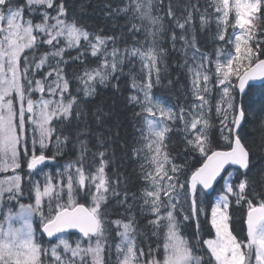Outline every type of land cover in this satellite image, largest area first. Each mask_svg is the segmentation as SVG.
<instances>
[{
	"label": "snow or ice",
	"instance_id": "snow-or-ice-1",
	"mask_svg": "<svg viewBox=\"0 0 264 264\" xmlns=\"http://www.w3.org/2000/svg\"><path fill=\"white\" fill-rule=\"evenodd\" d=\"M212 7L218 29L216 40L231 45L232 49L217 48L213 61L198 46L192 12H188L183 23L177 21L176 27L184 34L177 38L173 31L170 40L173 49L177 39L183 43L185 63L180 67L187 68L194 97L191 110L181 107L177 113L152 95L153 87L161 84L160 64L166 55L158 41L163 35V17L152 14L153 0H133V18L138 16L151 25L150 45L146 50L134 47L125 48L123 52L116 46L117 37L97 34L93 42V34L78 26L77 20L69 22L67 0H0V36H3L0 39V171L11 169L14 173L0 179V217L7 222V226L0 222V264H86L89 256L92 264H110V260L104 258L105 251L109 257L111 255V245L106 243L111 231L109 224L116 226L119 238L117 264H264V175L258 180L250 175L251 149L245 139L248 135L245 126L251 125L254 133H260L264 145V59L260 58L264 56V31H260L264 26L258 23L260 15L264 14V0H234L231 4L230 0H213L209 5ZM129 10L126 7L120 11ZM231 11L235 12V23L233 32L228 35L226 29L231 24ZM167 15L176 20L171 2ZM210 15L207 9L205 15H201L202 28L210 22ZM37 17L40 22L34 23ZM138 30L133 24L129 32ZM62 41L63 47L60 46ZM81 41L91 49L92 57L103 56L97 68L85 66L78 77L88 85L84 89L85 98L94 95L97 81L106 84L112 78L119 80L116 73L122 72L125 57L141 61L144 81L137 84L133 78L131 87L137 94L130 95L127 100L141 109L133 118H143L139 129L141 139L148 140L147 148L152 153L150 161L155 166L154 173L150 171L143 177L149 188L142 192L143 204L140 205L142 211H148L154 217L149 224L156 229L153 233L157 237L155 249L150 242L147 251L138 246L134 216L129 215L127 222L106 219L110 214V200H116V207L127 205L125 213H131L136 196L133 193L132 203H129L127 189L123 198L116 190L120 185L119 177L115 184L109 180L106 174L109 161L105 157L110 139L103 133L110 128L95 131L109 122L119 127L114 119L117 116L115 107L107 112L101 108L89 112V101L82 102L78 95L71 94L67 65L76 61L86 64L81 57L86 55L87 49L78 51L70 61L65 60L64 55L68 49L83 48ZM109 43L112 44L110 52ZM42 47L51 51L37 59L35 53ZM189 51L192 64L187 62ZM29 53L33 55L30 57ZM53 60L55 64L51 63ZM213 64L215 87L220 92L216 113L221 117V138L227 141L223 149L209 135L212 125L205 112ZM45 68L48 69L46 72L43 71ZM37 76L40 79H36ZM172 83L170 80L169 85ZM113 88L120 91L118 83ZM237 90L241 96L240 105L236 104ZM37 92L41 93V98L33 100L32 96ZM45 94L59 95L60 99H44ZM244 97H249L247 104ZM229 112L232 113L230 121ZM177 120L183 125L180 131L185 139L183 164L174 163L176 157L164 150L167 134L172 130L169 124ZM57 122L60 126L54 127ZM93 138L103 151L92 152L90 163L95 165L99 157V166L89 174L85 161ZM53 139L55 152L48 156ZM76 150L78 158L70 161L55 177L45 173L43 185L39 180L33 181L32 177L41 172L43 166ZM141 151L133 149L135 154ZM25 163L30 199L34 193V203L27 205L19 204L24 194V178L20 173L24 172ZM214 193H218L215 202L208 199ZM77 196L91 197L90 205L85 207L79 203ZM231 197L235 198L236 205H247L246 241L234 235L230 228ZM206 200L211 204L208 222L214 236L203 239L199 215L205 213L207 218ZM255 200L259 203H254ZM12 202L19 204L18 212H12L11 208L5 210L4 205ZM37 217L39 236L33 227ZM193 220L196 222V247L207 249V259L196 256L190 241L181 235L182 224ZM13 221L20 227H15ZM162 228L164 256L160 260L157 256ZM69 230H78L80 234L75 247L65 238ZM85 240L88 242L86 248L81 246ZM68 253H71L70 257Z\"/></svg>",
	"mask_w": 264,
	"mask_h": 264
},
{
	"label": "trees",
	"instance_id": "trees-1",
	"mask_svg": "<svg viewBox=\"0 0 264 264\" xmlns=\"http://www.w3.org/2000/svg\"><path fill=\"white\" fill-rule=\"evenodd\" d=\"M69 5L68 11V21L71 22L73 19L78 21V26H82L88 32L92 33V39L95 40V35H100L102 37H117V47L123 52L125 48H146L152 41V36L149 34V29L151 25L146 21H142L138 16L133 18V0H67ZM175 11L176 20H173L167 15L169 3ZM213 3V0H153L152 14L154 16L163 17L162 23L164 25L163 35L158 38L159 46L165 49L166 55L162 58L160 64L161 69V84L153 87L152 93L162 97L167 104L172 107L175 111H179L181 107L186 109H191L194 97L191 90V83L189 73L187 68H181L180 65L185 63V55L183 51V43L177 39L176 47L173 49L170 37L175 31L177 38L184 33L176 27L177 21L180 23L184 22L187 18L188 12H192V26L194 27L195 34L198 40V46L205 53H208L211 57L217 48L227 47L232 49L231 45H225L216 40L218 36V29L216 24L215 8H209V5ZM129 8L127 12L120 11L121 9ZM206 9L211 13L210 22L201 27L200 17L205 15ZM110 13V15H109ZM229 20L231 24L226 29V34L230 35L233 32L232 25L234 24V15L232 11L229 14ZM258 23L264 26V14L260 15ZM136 24L139 28L138 31L129 32L132 25ZM264 31V27L260 29ZM189 37H191V32H188ZM83 48L68 49L64 55L65 60H69L72 57L78 55V51H84L87 49L86 55L81 57V60L86 61L81 63V61L70 62L67 65V76L71 81L70 91L72 95H78L83 102L87 99L88 111L91 112L96 108H101L107 112L111 107H115L117 116L114 117L118 121L119 127H115L109 124L104 125L102 128H96L95 131L100 132L103 128H110V131H104V136L110 139L107 145L109 151L106 160L109 161L106 167V174L110 181L115 184L117 177H119L120 185L116 189L122 194L125 189L129 193V203H132V194L136 196L135 206L133 207L131 213H125V208L116 207V200H110L108 208L110 209V214L106 217L108 221H114L116 219H121L127 222L129 215L135 217L136 232L138 235V246L144 247L147 251V244L150 242L151 246L155 249L157 247V237L153 236L156 231L155 227L149 224L150 220H153L152 215L148 211H142L140 205L143 204V199L141 194L145 187L146 181L143 177L149 168L146 158V139H141L140 128L143 125V118L134 119V114L140 112L139 105L129 104L127 97L133 94H137V90L131 87L133 83V78L137 84L144 81V75L141 71V61L139 58H133L129 60L125 57V62L122 67V72L116 73L119 80L112 78L106 84L96 83L94 95L85 98L84 91L82 89L81 80L78 79L83 73L85 66L95 69L100 64V57H92L90 53V48L81 41ZM61 47L64 46L63 41L60 44ZM109 48L112 49V44H108ZM51 51L47 47H42L39 49L35 56L39 59L45 52ZM33 54L29 53L31 57ZM191 51L188 52V64H191ZM261 56L260 58H263ZM55 60L51 63L55 64ZM36 79H40L37 76ZM173 83L169 85V81ZM119 84L120 91L117 92L113 85ZM79 89V92L77 91ZM67 95V94H66ZM251 95V94H250ZM37 99V94H36ZM67 99H71V96H67ZM65 99V103H67ZM244 102L247 104L249 97H244ZM241 98L236 94V104L240 105ZM59 122L54 124V127H59ZM169 127L172 129L167 134V139L165 144L167 145L165 151L170 153L172 157H176L174 163L183 164L185 160V139L184 133L180 131L183 125L177 120L174 123H170ZM246 130L248 135L246 136V142L251 149L250 159H251V173L250 175L254 179H259L264 175V145L261 143L260 133H254L251 125H246ZM147 134V133H145ZM210 137L223 149L226 148L227 141L223 140L220 135V130L216 126L212 127L209 132ZM118 137V139H116ZM115 139V142H111ZM54 140V139H53ZM133 149H141L139 154H135ZM103 151V149L96 146L95 138L92 139L89 144V151L86 155V165L89 174L94 173L95 169L99 166V157L96 158L95 165L90 162L92 160V152ZM55 149L47 152L48 156H52ZM78 150L71 154L65 155L63 157H58L54 161L55 165L68 164L70 161L78 158ZM190 155V154H189ZM53 164H51L52 166ZM143 166V167H142ZM198 166V165H197ZM24 172L20 173L24 178L23 189L24 194L22 199L23 203H31L30 196V186L26 183L27 167L24 164ZM234 183H239L238 180H234ZM93 191L95 189L93 188ZM251 198V196L249 197ZM76 199L79 203L89 206L91 203V197L77 196ZM211 200V197L208 198ZM259 200H255L254 203H258ZM210 204L205 201L204 207L208 211ZM247 209V205H236L235 198H231L230 212L232 216L231 229L239 239H245V227H244V217ZM206 211V213H207ZM179 219H183L180 215ZM200 221V236L203 239H207L213 235L211 226L208 218L199 216ZM35 230L39 229V223L35 222ZM108 227L111 229L109 233V239L106 241L107 244L111 245V255L107 251L104 253V258L110 260V264H116L115 258V245L118 240L116 235L117 229L114 224H109ZM181 234L185 239H188L193 247L194 251L199 255L207 259L205 248L199 249L196 247V222L195 220L191 222H185L182 224L180 229ZM160 235V233H159ZM39 236V235H38ZM159 255L161 257V243L159 242Z\"/></svg>",
	"mask_w": 264,
	"mask_h": 264
},
{
	"label": "rangeland",
	"instance_id": "rangeland-1",
	"mask_svg": "<svg viewBox=\"0 0 264 264\" xmlns=\"http://www.w3.org/2000/svg\"><path fill=\"white\" fill-rule=\"evenodd\" d=\"M234 2V0H230V4L231 3H233ZM232 13H233V15H234V23H235V12L234 11H232ZM54 14V13H53ZM25 19H28V17L26 16L25 17ZM40 22V20H39V18L37 17L35 20H34V23H39ZM3 27H6V24L3 26ZM0 39H3V36H0ZM94 42V41H93ZM150 45V44H149ZM148 45V46H149ZM107 47H108V50H109V52L111 51V48H109V46L107 45ZM226 47V46H225ZM148 47H146V48H144V50H146ZM230 51H231V49H229ZM90 53H91V49H90ZM191 57V56H190ZM101 58V60L103 59V56H101L100 57ZM212 60L213 61H215V59H216V51L213 53V55H212ZM101 60H100V63H101ZM191 64H192V61H191ZM212 67V73H213V75H212V77H211V82H210V84H209V88L211 89V92H210V94H208L207 96H206V99L208 100V105L206 106V108H205V112H206V118L209 120V122H210V124L212 125V127H214V126H216L217 125V127L220 129V119H221V117H218L217 116V113H216V104H217V102H218V100L220 99V92H219V90L218 89H216V87H215V76H214V72H215V66H214V64L211 66ZM97 68V67H96ZM48 69L47 68H45L43 71L44 72H46ZM53 79H55V77H53ZM96 83H99L98 81L96 82ZM95 83V84H96ZM81 84H82V89H83V91H84V89L88 86V85H85L82 81H81ZM95 84H94V86H95ZM36 94H37V99H36ZM35 95H33L32 96V99L33 100H39L40 98H41V93H39V92H37ZM141 95V99L143 98L142 97V94H140ZM153 95V97H156V98H159L160 100H161V102L162 103H164L165 105H167V106H169L168 104H167V102H165V100L162 98V97H160V96H158V95H154V94H152ZM44 99H53V100H59L60 99V97H59V95H56V96H48V95H44ZM65 102V101H64ZM17 107H18V105H17ZM53 107H55V105H53ZM174 110V109H173ZM189 110H191V109H189ZM175 111V110H174ZM177 113H179V111H176ZM158 115V114H157ZM190 119V118H189ZM232 119V113L231 112H229V121ZM211 127V128H212ZM210 128V129H211ZM225 133H227V129H225ZM31 139H32V133H31V126H29V148H31ZM145 142H146V158H147V164L149 165V168H148V170H147V172H146V174L148 173V172H155V166L154 165H152L151 164V161H150V158H151V155H152V153H150L149 151H148V148H147V144H148V140H145ZM53 149H55V140H53ZM51 164H53L52 166H51ZM68 164H63V165H55L54 164V161H52V162H50L47 166H45L44 168H42V171L41 172H37V174L36 175H34L33 177H32V179H33V181H36V180H39L40 181V183H41V185H43V183H44V174L45 173H48V174H51L52 176H54L55 177V175H56V173L58 172V171H63L64 170V168L67 166ZM25 167H26V163H25ZM166 167H170V165H166ZM12 175H14V173L12 172V170L11 169H9L7 172H2V171H0V179H3L4 177H6V176H12ZM21 175V174H20ZM57 179H58V177H57ZM55 182V181H54ZM222 183H223V181H222ZM146 188H149V184L146 182V185H145V187H144V189H146ZM149 190H151V189H149ZM144 191V190H143ZM218 195V194H217ZM217 195L214 197V199H213V202H215V199H216V197H217ZM32 200H31V203H23L22 202V199H20V201H19V204H25V205H27V204H33L34 203V193H32ZM64 199L66 200L67 199V196H66V194L64 195ZM19 204L18 203H16V202H12V204H10V205H8V204H6V205H4V207H5V210L7 211V209L8 208H11V210H12V212H18L19 211ZM210 212H211V207H210V211H209V215H210ZM201 214H204V213H201ZM0 222H3L4 224H5V226H7V222H4L3 221V218L2 217H0ZM35 222H38L39 223V218L37 217V218H35L34 219V222H33V227H34V223ZM13 224H14V226L15 227H20V224L18 223V222H16V221H13ZM34 230H35V228H34ZM163 233H164V229H163ZM37 235V234H36ZM79 235H68V234H66V236H65V238H67L68 240H69V243L73 246V247H75V242L77 241V239H79ZM56 241H54L53 243H55ZM84 242V243H83ZM82 242V244H81V246L82 247H87L88 246V242L85 240V241H83ZM93 243H95V240H93L92 241ZM119 243V238H118V241L116 242V245ZM162 244H163V234H162ZM116 245H115V252H116ZM162 254L161 255H163L164 256V252H163V245H162ZM195 254V253H194ZM196 255V254H195ZM68 256L70 257L71 256V253H68ZM77 259H79V258H77ZM120 259H123V257L121 256L120 257ZM163 259V258H162ZM86 264H92V258L89 256L88 258H87V260H86Z\"/></svg>",
	"mask_w": 264,
	"mask_h": 264
},
{
	"label": "water",
	"instance_id": "water-1",
	"mask_svg": "<svg viewBox=\"0 0 264 264\" xmlns=\"http://www.w3.org/2000/svg\"><path fill=\"white\" fill-rule=\"evenodd\" d=\"M262 59H264V58H262ZM246 216H247V214H246ZM245 226H246V223H245ZM246 230H247V228H246ZM69 233H79V232H78V230H69ZM45 238L47 239V237H45Z\"/></svg>",
	"mask_w": 264,
	"mask_h": 264
}]
</instances>
